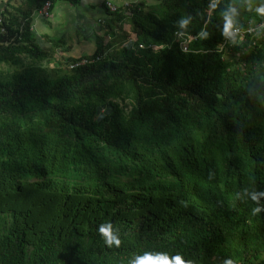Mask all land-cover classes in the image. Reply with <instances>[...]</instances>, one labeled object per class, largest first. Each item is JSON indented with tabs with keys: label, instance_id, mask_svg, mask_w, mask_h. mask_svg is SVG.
<instances>
[{
	"label": "trees",
	"instance_id": "obj_1",
	"mask_svg": "<svg viewBox=\"0 0 264 264\" xmlns=\"http://www.w3.org/2000/svg\"><path fill=\"white\" fill-rule=\"evenodd\" d=\"M25 1L22 33L0 13V64L24 70L0 79V264H264V0H107L54 83L32 60L69 48L31 17L81 0Z\"/></svg>",
	"mask_w": 264,
	"mask_h": 264
},
{
	"label": "crops",
	"instance_id": "obj_2",
	"mask_svg": "<svg viewBox=\"0 0 264 264\" xmlns=\"http://www.w3.org/2000/svg\"><path fill=\"white\" fill-rule=\"evenodd\" d=\"M107 0H81L78 6H71L65 2L53 4L49 11V17L43 15L42 9L35 11L31 17L30 33L35 43L43 48L50 46L49 41L64 39L69 48L68 52L61 49L56 51L52 59L57 64L64 58H77L85 53L74 55L75 45L93 41L98 33L99 21L104 20L107 15L102 6ZM116 5H122L133 0H108ZM25 0H0V13H4L6 20L14 29L20 33L23 31L22 13L25 9ZM96 15V16H95ZM27 63V62H25ZM54 68V65L50 63Z\"/></svg>",
	"mask_w": 264,
	"mask_h": 264
},
{
	"label": "rangeland",
	"instance_id": "obj_3",
	"mask_svg": "<svg viewBox=\"0 0 264 264\" xmlns=\"http://www.w3.org/2000/svg\"><path fill=\"white\" fill-rule=\"evenodd\" d=\"M96 16V15H95ZM90 44L89 42L83 43V44H77L75 45L74 48V55L79 54V53H85V54H92L94 49H95V44L93 41ZM40 60V59H39ZM37 59H33L32 61L34 62V66L40 69V71H34L33 73L36 74V77H43L46 80L50 82H56L58 79H60L63 75L69 74L72 72L71 70H68L67 67H65L63 64H60L62 62H59L58 66L53 68L51 65L48 64L47 61H44V63H38L40 62ZM27 62V61H26ZM54 62V61H53ZM0 79L4 81H12L13 76L16 73H22L23 71L20 69L19 66H13L10 64H0Z\"/></svg>",
	"mask_w": 264,
	"mask_h": 264
},
{
	"label": "built area",
	"instance_id": "obj_4",
	"mask_svg": "<svg viewBox=\"0 0 264 264\" xmlns=\"http://www.w3.org/2000/svg\"><path fill=\"white\" fill-rule=\"evenodd\" d=\"M129 4L126 3L125 6L127 7ZM106 7L108 8V10L110 12H116L117 10V5L112 3V2H106ZM49 11H50V5L49 3H46L45 6L42 8V12H43V15L45 17H49ZM102 21V20H101ZM99 21V23L101 22ZM3 25V18L1 17L0 15V26ZM261 29L264 30V23H262L259 27H258V30L260 31ZM255 29H249V30H246V32L248 33H253ZM0 32H4V29L3 28H0ZM175 36L176 38L179 40V46L181 48L182 51L186 52L188 51V44L192 41H194L196 38L193 37V36H189V35H185V34H182V33H179V32H176L175 33ZM232 36H239L241 39L243 38L244 36V32L241 31L240 29L238 28H235L233 30L230 31V33L228 34V36H226V39H229L230 37ZM87 63V60H81L79 61L78 63H73V64H70L68 69L69 70H72L74 69L75 67L77 66H80L82 64H85Z\"/></svg>",
	"mask_w": 264,
	"mask_h": 264
},
{
	"label": "clouds",
	"instance_id": "obj_5",
	"mask_svg": "<svg viewBox=\"0 0 264 264\" xmlns=\"http://www.w3.org/2000/svg\"><path fill=\"white\" fill-rule=\"evenodd\" d=\"M258 12L264 13V7L257 8ZM254 212H259L260 208L256 207L253 209ZM99 231L104 235L106 242L112 243L115 241L119 244V240L117 239L116 235H114L112 231V225L110 223H105L101 225ZM131 264H168L163 255H157L145 252L143 254H138L135 256L134 259L131 260ZM172 264H175L173 260ZM224 264H234L231 258L225 260Z\"/></svg>",
	"mask_w": 264,
	"mask_h": 264
}]
</instances>
